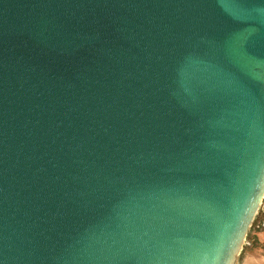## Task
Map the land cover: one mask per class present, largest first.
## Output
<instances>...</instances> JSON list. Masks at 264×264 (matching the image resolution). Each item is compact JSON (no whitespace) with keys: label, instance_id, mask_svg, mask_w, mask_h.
I'll use <instances>...</instances> for the list:
<instances>
[{"label":"water","instance_id":"95a60500","mask_svg":"<svg viewBox=\"0 0 264 264\" xmlns=\"http://www.w3.org/2000/svg\"><path fill=\"white\" fill-rule=\"evenodd\" d=\"M263 191L264 0H0V264H230Z\"/></svg>","mask_w":264,"mask_h":264},{"label":"rangeland","instance_id":"374dc122","mask_svg":"<svg viewBox=\"0 0 264 264\" xmlns=\"http://www.w3.org/2000/svg\"><path fill=\"white\" fill-rule=\"evenodd\" d=\"M236 264H264V191L236 255Z\"/></svg>","mask_w":264,"mask_h":264},{"label":"bare ground","instance_id":"6f19581e","mask_svg":"<svg viewBox=\"0 0 264 264\" xmlns=\"http://www.w3.org/2000/svg\"><path fill=\"white\" fill-rule=\"evenodd\" d=\"M241 246L239 245L238 246V251H239V248H240ZM230 264H236V254H235V256H234V258H233V260L231 261V263Z\"/></svg>","mask_w":264,"mask_h":264}]
</instances>
